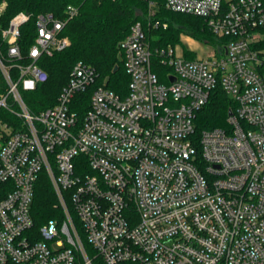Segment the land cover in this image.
Here are the masks:
<instances>
[{
    "label": "built area",
    "instance_id": "obj_1",
    "mask_svg": "<svg viewBox=\"0 0 264 264\" xmlns=\"http://www.w3.org/2000/svg\"><path fill=\"white\" fill-rule=\"evenodd\" d=\"M141 1L120 45L126 94L76 63L39 113L23 94L45 82L40 61L67 46L78 7L38 15L24 50L30 17L3 24L0 3V264H92L81 233L104 264H264V0ZM161 8L202 19L222 42L195 59L153 48L152 32L168 27ZM91 86L79 119L74 97ZM217 86L235 103L228 127L196 133ZM41 173L63 218L35 227Z\"/></svg>",
    "mask_w": 264,
    "mask_h": 264
},
{
    "label": "trees",
    "instance_id": "obj_2",
    "mask_svg": "<svg viewBox=\"0 0 264 264\" xmlns=\"http://www.w3.org/2000/svg\"><path fill=\"white\" fill-rule=\"evenodd\" d=\"M5 4L3 24L16 13H25L30 18L21 28L20 43L26 50L35 33V18L38 15H52L54 19H65V9L72 5L78 7V15L69 20L61 36L68 39L67 46L45 56L40 67L47 78L31 92H25L23 98L32 113H39L56 103L57 96L68 81L70 72L76 63L91 66L97 73L96 86L107 80L106 88L124 96L127 91L128 76L121 56V40L128 33L130 26L145 12L146 5L141 0H0ZM158 17L167 22L165 30L152 32V47H166L180 43V34H184L198 43L217 46L222 40L217 39L198 17L175 14L160 9ZM264 48V41L261 42ZM117 67L116 71L113 69ZM154 72L161 76L163 71L157 65ZM93 86L75 95L72 110L82 119L88 108V96ZM235 103L217 86L210 94L207 104L196 114L194 127L196 133L213 128H227L228 112L234 110ZM30 214L35 227L50 221L60 222L63 218L57 199L44 173L38 177L30 206ZM80 231V230H79ZM81 233V231H80ZM81 238L92 264H104L94 256L81 233Z\"/></svg>",
    "mask_w": 264,
    "mask_h": 264
},
{
    "label": "rangeland",
    "instance_id": "obj_3",
    "mask_svg": "<svg viewBox=\"0 0 264 264\" xmlns=\"http://www.w3.org/2000/svg\"><path fill=\"white\" fill-rule=\"evenodd\" d=\"M140 16L142 18L141 14H140ZM181 36L188 37L182 33V34H180V43L175 44V45H168V46H170L172 48L177 46L176 47V54L179 56L183 55V57L186 59H195L197 57H205V56L209 55L211 53V51L214 49V46L204 45V44L198 43L197 41L193 40L190 37H188V38H190V40H189L185 37L181 38ZM190 41H191V43H190ZM156 47L157 46H154L153 48H156ZM158 48H163V47H158ZM188 49L194 50L195 53L189 52ZM162 74H163V72L161 73V78L163 76Z\"/></svg>",
    "mask_w": 264,
    "mask_h": 264
},
{
    "label": "water",
    "instance_id": "obj_4",
    "mask_svg": "<svg viewBox=\"0 0 264 264\" xmlns=\"http://www.w3.org/2000/svg\"><path fill=\"white\" fill-rule=\"evenodd\" d=\"M119 61H121L120 57H119ZM116 70H117V67H115V68L113 69V71H116ZM103 85H104V86L107 85V80L104 81ZM228 114H230V112H229Z\"/></svg>",
    "mask_w": 264,
    "mask_h": 264
},
{
    "label": "crops",
    "instance_id": "obj_5",
    "mask_svg": "<svg viewBox=\"0 0 264 264\" xmlns=\"http://www.w3.org/2000/svg\"><path fill=\"white\" fill-rule=\"evenodd\" d=\"M182 37H185V36H181V38H182ZM185 38H187V39H189V40H190V38H188V37H185ZM191 41H192V40H191ZM191 41H190V43H191Z\"/></svg>",
    "mask_w": 264,
    "mask_h": 264
}]
</instances>
